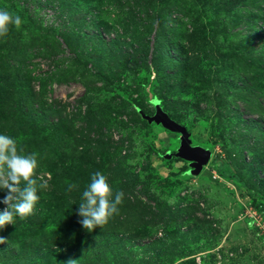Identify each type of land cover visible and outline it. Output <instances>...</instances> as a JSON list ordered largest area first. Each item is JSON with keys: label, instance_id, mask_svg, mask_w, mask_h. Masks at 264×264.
<instances>
[{"label": "rangeland", "instance_id": "rangeland-1", "mask_svg": "<svg viewBox=\"0 0 264 264\" xmlns=\"http://www.w3.org/2000/svg\"><path fill=\"white\" fill-rule=\"evenodd\" d=\"M152 1L0 0V10L32 20L22 19L19 27L9 22L0 36L5 101H0V133L15 138L26 153H36L35 173L78 188L70 197L74 211L94 171L108 177L113 192L123 193L118 212L92 232L80 225L79 216L75 221L68 210L60 214L56 251L66 261L51 263L60 257L45 234L33 239L16 230L15 222L5 226L0 264H264V159L256 157H264V137L254 151V134L245 127L259 114L258 128L264 129V115L244 95L256 94L264 104V82L254 81L260 77L250 69L256 61L248 57L245 63L233 51L243 43L241 25L234 21L228 28L230 12L242 8L257 14L249 25L259 30L264 0H251L247 7L242 0L211 5V0H161L170 13L181 2L186 6L170 15L173 24L151 15ZM220 9L224 13L216 15ZM179 18L193 22L187 31ZM231 77L234 83L247 77L252 90L220 102L223 89L216 82ZM43 104L46 109H38ZM57 105L65 108L63 117L74 118V129L83 122L93 129L86 145H69L64 155L49 148L55 141L49 126L59 120L45 110ZM28 108L42 118L33 120ZM158 108L187 130L192 147L209 152L199 171L192 160L176 156L179 134L140 114L154 116ZM5 207L0 203V210ZM48 223L46 234L54 228ZM89 234L97 239L92 247L105 252L93 262L86 249ZM39 249L46 255L37 254Z\"/></svg>", "mask_w": 264, "mask_h": 264}, {"label": "trees", "instance_id": "trees-1", "mask_svg": "<svg viewBox=\"0 0 264 264\" xmlns=\"http://www.w3.org/2000/svg\"><path fill=\"white\" fill-rule=\"evenodd\" d=\"M215 1L216 0H211L210 5ZM220 1H222V0H220ZM250 2H251V0H242L241 1V3L243 4V7H247L248 4H250ZM171 5H173V4H171ZM177 5L178 4H175L174 7ZM219 5H221V4H219ZM178 6H179L178 9H175L173 7L174 11L170 13L169 11H170L171 6H168L167 4H165V6H163L161 0H153L151 3V6H150V9L152 8L151 15L154 16V18H158L161 23L173 24L174 22L172 20L173 19L172 17L177 16L183 10H186V6L183 4V2L179 3ZM236 10H237V12H236ZM245 12L246 11L243 10L242 8H239V11L237 8L235 10H232L233 15L230 12L229 17L227 16L228 20H229L228 28L233 25L234 21L235 22L238 21L239 25H241L240 27H241V32H242V38L240 40H243L242 41L243 43H242V46L239 45V46H241L240 48H237V49L233 48V51L241 53V55L244 57L245 63H247L248 57H250V59L256 61L257 66L251 67L250 69H251L252 75L254 77L257 76L258 74L260 76L259 78L255 77L254 81H257L258 83L262 84L264 82V25H261V28L259 30H257L256 32L252 31V28L249 25V20L251 17H253L257 14L249 15L248 12H246V13ZM9 13L13 16L18 15L21 17V20L25 19L29 23L32 21L31 18L25 17L23 14H20L18 12H14L11 9H10ZM223 13H224L223 10L220 9L215 14L221 15ZM171 14L174 16L170 17ZM168 17H170V18L168 19ZM147 18H148V20H154L153 17L151 18V17L147 16ZM163 18H165L166 20ZM224 21H225V16L223 18H221V22H224ZM177 22H178V25L181 26L182 28H185L186 31H187V25H189V23H191V24L193 23L191 21L185 20L184 18H179L177 20ZM31 27L36 29L35 26H31ZM235 27L238 28L239 26H235ZM199 31H203V29L202 30L199 29ZM256 40L258 41V45H254V42ZM158 42H159V44L161 43L160 41H158ZM158 42L154 45L156 53H157V51H160V47H159ZM243 57H240V59L243 60ZM240 63H242V62H240ZM222 69H224V67ZM10 71L14 72L13 69H11ZM221 74H223V73H221ZM59 79H61V78H59ZM103 80L105 83H107V80L105 78H103ZM61 82L68 83L69 79L68 78L62 79ZM216 83H217L218 87L221 84L219 89H223L222 95L220 96V99H219L220 102L223 99H228V98L232 97L233 94H234L233 96L236 98L237 95L239 96V94H242L244 92V88H246V91L252 90L251 84L248 81L247 77H242L240 79V83H234L232 81V77L228 80H224L223 83H220V82H216ZM244 95L246 97V100L245 99L244 100L248 104H251L254 106V110L256 111V113H260V114L264 115V104H262L260 102V96L256 97V94H252L251 96H248L247 92H245ZM3 99H4V95L0 94V101H2ZM251 99H253V100L251 101ZM231 100H233V98H231ZM4 102L5 101H2L1 103H4ZM220 102L217 100V104L214 107L215 116H217V115L219 116L221 111H222V104H220ZM45 106H46V104H43L42 106H39L38 109L44 110V109H46ZM18 107L21 110H23L25 108L22 106H18ZM28 109H29V112L27 113V115L32 114V111H33V116H32L33 120H36V119L40 120L42 118V116L38 114L36 109H33V108H28ZM45 111L47 112V115L49 117L53 116L56 118V120H59V121H55V119L53 118L54 122L52 123L51 126H49L50 133H51V135L54 136V140H55L53 142V144L49 143V148L51 146H53L54 148H57V150H59L60 153H63L62 155H64L65 153H67L69 145L75 144V148H76V145H77V147H79L83 143H85V145L87 144L86 141H88L90 139V135H92V133H93L92 127L87 126L83 122L84 125H81L77 129H74L73 128V126L75 125L74 118L69 116V118L66 119L67 115H65V117H63V115L65 114V112H64L65 108L64 107L57 105L55 108L51 107L50 109H47ZM255 115H257L258 119L256 121L247 119L245 121L246 122L245 127L249 131V133L253 132L254 138H255V143L252 146H253L254 151H259V149L262 145V142H263L262 139L264 137V129L258 128V126L261 124L260 123V115L259 114H255ZM0 123L2 124L3 122L0 121ZM95 135H97V134H95ZM75 137H77L76 140H75ZM99 137H101V136H99ZM73 150H74V148L72 149V151ZM82 153H84V152H82ZM88 156H90V159L92 158L91 155H88ZM256 157L260 159L259 162H261L264 159V157H258V156H256ZM60 163H62V162L60 161ZM79 166H80V164H76L75 168L79 167ZM42 174L43 173H37V171L35 173V175L42 177L43 179L47 180L49 186L46 190H44L42 192H38L40 199L36 203L32 213L30 215L26 216L25 218L21 219V220L15 221V223H17L15 226V229L19 230L22 233L25 231L22 234L23 236L28 237V236L33 235V239H34L36 234H37V236H39L41 234H45V237H47L45 239L46 242H48V241L52 242V244L50 245L52 247V253L55 256L60 257V258H51L52 259L51 263L57 262V261H66V259L65 260L63 259L61 253L56 251V250L60 251V245L58 244V241H59V236H61V235L57 234V231L59 229V225L63 221L61 218V215H60L63 211H65V210L70 211V217L72 219H74L75 221H77V219H78V215L76 214V211H74V209L70 208V203L72 201L70 197L75 190L78 191L77 190L78 188L73 186V187H70V189H68V187H64L61 184L56 183V181H55L56 178L55 179L53 178L54 180H50V179H47V177H45ZM23 183L24 182L21 181V186H23ZM68 191H69V193H68ZM65 220H68V219H65ZM49 221H51V223L54 224V228L51 231L47 232V234H46L45 229H49V227H48ZM11 229L12 228L10 227L8 230H11ZM49 235H53V236H51V238H49ZM57 235H59V236H57ZM45 237H43V238H45ZM87 238L88 239L86 241L87 242L86 249H89V252L92 253V257H91L90 261L93 262L95 258L96 259L98 258V256H103L105 254V252H103V250H98V249L92 247L93 244L94 245L96 244V241H97L96 236L89 234V235H87ZM150 245H152V244H150ZM38 253L41 254L40 255L41 257L46 255V252L43 250H40V249L38 250L37 254Z\"/></svg>", "mask_w": 264, "mask_h": 264}, {"label": "clouds", "instance_id": "clouds-1", "mask_svg": "<svg viewBox=\"0 0 264 264\" xmlns=\"http://www.w3.org/2000/svg\"><path fill=\"white\" fill-rule=\"evenodd\" d=\"M11 22L19 27L21 17L10 16L8 11L0 10V36L7 31ZM169 116V115H168ZM180 138H181V134ZM181 142V141H180ZM38 168V157L35 152H25L18 148L15 138L0 133V203L6 205L0 210V229L14 225L15 219L30 215L39 201L38 192L48 188L47 180L35 175ZM23 181V186H21ZM123 193L113 192L108 177L101 171L90 173L89 182L83 189L76 209L80 225L88 232L105 225L109 218L118 212ZM5 238L0 236V243ZM72 264V261H69Z\"/></svg>", "mask_w": 264, "mask_h": 264}, {"label": "water", "instance_id": "water-1", "mask_svg": "<svg viewBox=\"0 0 264 264\" xmlns=\"http://www.w3.org/2000/svg\"><path fill=\"white\" fill-rule=\"evenodd\" d=\"M140 114L142 115V118L147 120L149 123L161 125L169 131L182 135L180 138V149L176 154L177 157L192 160L193 167H195V169H197L198 171L201 168V164L206 163L208 161L210 157L209 152H204V150H201L199 147H192L187 130L183 126L175 122L173 119L169 118L168 114L164 113L160 108L157 109V112L154 116L144 115L141 111ZM199 159L200 163L198 164L196 163V161H199Z\"/></svg>", "mask_w": 264, "mask_h": 264}]
</instances>
